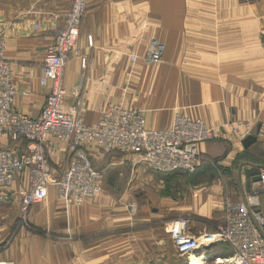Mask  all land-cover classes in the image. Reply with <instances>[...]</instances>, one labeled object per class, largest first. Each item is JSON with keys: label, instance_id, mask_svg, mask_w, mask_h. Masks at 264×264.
<instances>
[{"label": "crops", "instance_id": "obj_1", "mask_svg": "<svg viewBox=\"0 0 264 264\" xmlns=\"http://www.w3.org/2000/svg\"><path fill=\"white\" fill-rule=\"evenodd\" d=\"M71 5L72 0H0V31L7 40L5 57L12 64L17 91L14 107L19 112L37 117L44 107L50 87L41 84L43 63L62 24L55 15L67 12ZM155 38L168 45L170 69L145 67V46ZM79 46L82 54L71 53L63 80L68 107L85 89L83 114L88 124L97 123L102 107L119 102L137 109L152 108L147 112L148 124L159 129L172 125L175 106L191 107L186 112L208 124L249 121L253 132L247 145L244 140L223 138L201 143L204 160H200V167L229 146L232 150L225 156L226 163L232 165L238 156L240 160L237 196L227 207L261 190L259 181L252 182L247 191L248 180L240 173L250 164L259 166L260 174L264 169V0H88ZM130 53L138 56L132 69ZM82 57L89 59V69L82 68ZM175 59L178 67H173ZM125 84L129 87L126 91ZM75 86L79 90H74ZM0 148L20 155L27 150L28 141L0 134ZM94 148L101 151L95 144L86 147L93 161ZM70 154L67 143L60 141L52 163L64 169ZM131 155L142 160L139 154ZM29 186L30 172L26 169L9 186L0 188V262L42 264L41 252L48 251L39 246V235L15 228L22 211L20 191ZM165 198L167 209L152 215L144 208L135 220L127 212H106L100 197L85 205L65 201L51 185L46 199L31 207L29 219L40 229L76 237L72 248L78 255L73 253L72 264H181L169 256L171 251L177 254L170 224L180 218L181 211L212 217L223 207L213 204L211 197L190 199L189 205L180 206L169 196ZM260 210L264 216V195ZM197 222L188 223L193 236L218 232ZM135 223L151 227L129 229ZM114 227L120 230L114 231ZM56 249L69 251L63 246ZM149 252L151 258L146 259ZM232 252L227 243H216L202 247L198 254L201 264H214L216 258L229 257ZM65 257L56 256L68 264L70 256ZM102 258L106 259L98 262ZM182 263L188 264V260Z\"/></svg>", "mask_w": 264, "mask_h": 264}, {"label": "built area", "instance_id": "obj_2", "mask_svg": "<svg viewBox=\"0 0 264 264\" xmlns=\"http://www.w3.org/2000/svg\"><path fill=\"white\" fill-rule=\"evenodd\" d=\"M87 8L88 0H72L67 12L55 15L62 24L55 42L47 50L41 76V84L49 85L50 92L37 117L14 107L17 93L14 72L5 57L6 37L0 31V134L28 141L27 150L20 155L10 148H0V188L9 186L18 173L29 170L30 186L21 192L25 215L34 204L47 197L50 185L59 186L62 198L78 204L87 202L101 191L104 173L93 166L86 151L92 144L105 153L139 154L158 173H193L200 167L201 143L219 138L243 141L253 132V125L246 120H236L221 129L182 113L174 116L170 127L152 128L143 111L124 106L102 109L97 123L88 124L80 95L72 108L67 106L68 93L63 80L71 53L82 54L79 39ZM89 42L93 44L92 37ZM153 44L147 59L158 63L163 57V45L156 39ZM132 59H136V55ZM82 66L87 67V57H82ZM60 141L66 142L71 151L62 173L51 160L57 155ZM260 175L261 190L250 192L237 205L229 203L226 224L218 232L193 236L188 228L189 220L184 217L170 224L169 233L181 257L187 259L190 253H197L204 246L227 243L232 254L216 258L214 264H264V236L261 233L264 216L260 210L264 169Z\"/></svg>", "mask_w": 264, "mask_h": 264}, {"label": "rangeland", "instance_id": "obj_3", "mask_svg": "<svg viewBox=\"0 0 264 264\" xmlns=\"http://www.w3.org/2000/svg\"><path fill=\"white\" fill-rule=\"evenodd\" d=\"M155 39H152L151 42L145 46L144 58L146 59L145 60L146 63H148L145 64L146 65L145 67L153 68L157 70H163L164 68L166 70L170 69V67L172 66H170V64L167 61L168 45L163 43L159 39L156 40H158L159 43L163 45V57L161 61L158 63H153L147 59L148 50L151 47L155 46V44H153V40ZM192 50H197V49L192 48ZM133 55H136V59H132ZM137 58L138 56L136 53L129 54V59H130L129 67H131V69L133 68V66L136 65ZM178 62L179 61L175 59L172 62L173 67L176 66L178 67V65H176ZM89 67H90V61L87 58L86 68L89 69ZM129 78L131 80L134 79V78L132 79L131 76H129ZM126 88L128 89L129 87L128 85L125 84L124 85L125 91L127 90ZM75 89H77L76 86L74 90ZM79 95L82 98V104L84 106L85 89H81V91H79ZM149 96L150 94H148V97ZM112 106H124L130 109H135V110L137 109V107L134 105L126 106L122 102L106 105L102 107V109H106ZM187 108L190 109L191 107H181V106L173 107L174 116L178 113H182L190 118L196 119V117L193 115L192 112H186L188 110ZM151 109L152 108H146V107L139 108V110L144 112L147 124H148L147 112H149ZM232 122L234 121H228L225 124H209V125L212 127H219L221 129L222 128L225 129L228 123H232ZM148 126L150 125L148 124ZM231 150L232 149H230L229 146L227 147V150H221L220 154L217 157L210 158V160L206 161L204 167H199L198 170H196L193 173L181 172V173L168 174V173L156 172L145 161L137 159L135 156L131 155L135 153H129V155H122L123 152L120 151L103 153L97 150L96 148H94L91 151L93 152L95 161H93L91 157L90 159L92 161L93 166L104 173V181L102 184L101 191L97 195L92 197V199H96L97 197H100L105 205L104 207L106 208V212H112L113 215H118L121 212L122 213L127 212L130 215H133V218L136 220L138 215L142 214L141 211L144 208L146 209L147 214H152V215L160 212L162 209H167V202L165 196H169L171 200H174L177 206H180L181 204L182 205L188 204L190 199L204 200L207 198L209 200L211 197L210 200L212 201L213 204L216 203L223 207L218 210H215L212 217H202L194 213L193 210L181 211L182 213H179V215H181L179 217H184L188 219L190 221V225L192 220L193 223L194 221L196 223H198L197 221H199L200 226L202 224L205 227L209 228L210 230L219 231V229L223 227L224 220L226 219L227 216V210H225V207H227L228 201L230 202L232 199H234V196L235 197L237 196V192H238L236 186V173H237L240 157L238 156L239 158L237 157L236 160L232 163V165L227 164L225 156H227V154ZM200 160L201 162H203L204 160V158L201 156V153H200ZM63 170L64 169H59L60 173H62ZM54 186H56L58 189L59 197L61 199H64L60 196L59 186L57 185ZM28 188L22 189L20 191V195L23 190ZM64 200L66 201V199ZM89 201L91 200H88L87 202L81 203L79 205H85ZM115 217L116 216H113V218ZM131 226H133L134 228H143V229L149 228V226L151 227V225L147 223L145 224L135 223L133 225L130 224L129 229H131ZM15 228L18 229L19 231L21 228H24L26 229L27 232H30L31 234L39 235L41 237L39 246L42 247L43 250L45 248L48 249L47 252L46 251L41 252L40 261L42 262V264L45 263L46 261L48 264H62L61 262L58 261L56 256L66 258L65 256L67 255L70 256L67 259L68 264H72L73 253L78 255V253L74 252L72 248V246L76 243V237L73 234L66 233V234L58 235L53 232H49L46 229H40L38 227H35L34 224H32L29 219V213L25 215L21 211V215L17 220ZM113 230L114 231L120 230V227H114ZM15 233H17V231H15ZM26 236H32V235L27 234ZM32 244L36 245V243H32ZM57 246H63L65 248H68L69 251H57L56 249ZM177 254L175 253L174 255L173 251H171L169 256H171V258L175 256L180 261V263L183 264L182 261L185 258L181 257L178 252ZM101 255L104 254L101 253ZM151 255L152 252L145 253L146 259L151 258ZM104 259L106 258H102L98 260V262ZM187 260H188V264H199L198 260L191 262V258L189 256ZM63 264H67L66 260L65 263Z\"/></svg>", "mask_w": 264, "mask_h": 264}, {"label": "water", "instance_id": "obj_4", "mask_svg": "<svg viewBox=\"0 0 264 264\" xmlns=\"http://www.w3.org/2000/svg\"><path fill=\"white\" fill-rule=\"evenodd\" d=\"M251 137H248L244 140V143L247 145L249 143V139ZM251 167H247L245 168L243 171L241 169V173L240 175H242V173L245 174V177L247 178V191H250V186L252 182H259L261 181V175H260V167L250 164ZM261 233L264 236V228L261 229Z\"/></svg>", "mask_w": 264, "mask_h": 264}, {"label": "bare ground", "instance_id": "obj_5", "mask_svg": "<svg viewBox=\"0 0 264 264\" xmlns=\"http://www.w3.org/2000/svg\"><path fill=\"white\" fill-rule=\"evenodd\" d=\"M217 238V236H215ZM209 241V240H207ZM189 257L191 258V262L195 261V260H198L199 261V264H201L200 262V258L201 256L198 254V252L196 253H190Z\"/></svg>", "mask_w": 264, "mask_h": 264}, {"label": "trees", "instance_id": "obj_6", "mask_svg": "<svg viewBox=\"0 0 264 264\" xmlns=\"http://www.w3.org/2000/svg\"><path fill=\"white\" fill-rule=\"evenodd\" d=\"M198 170V169H197ZM181 172H185V171H175V172H173V174L174 173H181ZM189 173V172H188ZM168 174H172V173H168Z\"/></svg>", "mask_w": 264, "mask_h": 264}]
</instances>
